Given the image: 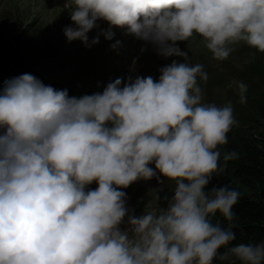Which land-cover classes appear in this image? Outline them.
Wrapping results in <instances>:
<instances>
[{
	"label": "clouds",
	"instance_id": "obj_1",
	"mask_svg": "<svg viewBox=\"0 0 264 264\" xmlns=\"http://www.w3.org/2000/svg\"><path fill=\"white\" fill-rule=\"evenodd\" d=\"M64 9L74 25L64 29L68 42L90 46L88 33L104 21L91 44L118 28L183 62L161 68L158 80L117 78L80 97L30 73L4 84L0 264H264V243L233 244L241 193L209 187L238 159L233 151L219 163L218 146L236 124L232 104L202 103L197 78L211 70L188 64L179 47L198 36L211 61L241 43L264 53V0H66ZM237 86L246 103L247 86ZM153 178L175 185L166 207L129 215L124 190ZM217 213L227 228L213 223Z\"/></svg>",
	"mask_w": 264,
	"mask_h": 264
},
{
	"label": "rangeland",
	"instance_id": "obj_2",
	"mask_svg": "<svg viewBox=\"0 0 264 264\" xmlns=\"http://www.w3.org/2000/svg\"><path fill=\"white\" fill-rule=\"evenodd\" d=\"M65 2L66 0H0V30L5 31L7 28L4 34L9 43L15 42L16 38L21 33H27L28 31H41L47 36L56 38L58 44L54 49L53 47L49 48V51L54 50L55 56H52L53 54L50 52V57H52H49V59L39 67L40 73H44V71L47 70L49 71L51 65L55 67L57 61L62 60L63 64L59 66L65 67V74H69L70 72L74 82V84L67 89L69 96L80 97L86 94L100 92V90L106 86L107 79L105 80L101 75L95 78L92 73V67L95 65V71L97 69L98 72H101L99 68L104 65L103 60H101V55L106 56V58L110 56L111 40H107L103 35H100L99 43L91 44V41L96 38L98 33L102 30H106L109 25L104 21L97 22L98 27L88 33L90 46H86L80 40L68 42L64 35V29L69 26L74 27V25L70 19L69 12L64 9ZM179 47L187 51L188 58L186 62L188 64L192 65L193 61L197 60L193 65L199 62L209 66L212 77L217 76L218 73H224L223 75L228 74V68L226 67L228 63L230 67H235L243 72L251 61L253 62L255 59L263 57L264 55V53L256 49H251L241 43L233 46V51L226 60L219 61L214 66L211 61L212 54L204 46L202 38L194 36L184 43H179ZM13 58V55L9 57L0 52V75L16 71V68L12 66L14 65L12 63ZM173 60L183 62V59L179 57L175 59L168 58L166 65L171 64ZM134 61L135 64H133ZM136 64L138 65L137 70H142L144 68V59L139 58L138 61L137 59L132 60V70H134L132 66ZM159 75L160 70L158 71V76L154 74L153 78L158 80ZM136 76L146 77L148 75L135 74L131 71L126 74V79L129 77L135 79ZM212 77H209L207 81H213ZM75 78L77 79L75 80ZM197 80L198 85L202 89V103L215 104L218 107H224L229 103L226 89L220 87L221 83H210V85L207 86L205 85L207 81L200 80L199 77ZM234 81H236V78L231 77V82ZM42 82L45 85L53 86L54 84L52 79L48 81L43 79ZM253 82L259 87L258 93H264V78L260 77V80L256 79V81ZM94 84H97L99 87H94ZM256 127H261V123L258 122ZM256 127L250 128V132L254 135L257 132L256 130H258ZM161 179L163 178L161 177ZM170 183L169 181H165L164 184H160L153 178L148 181L140 180L130 185L124 190L127 194L126 204L129 209V215L140 216L144 212L153 210L158 213L161 209L166 207L167 202L163 200V197L167 195L171 198L172 186ZM93 185H95V182ZM158 196L161 197V199H157ZM126 221L127 218L125 219V223L121 226L122 229L127 227Z\"/></svg>",
	"mask_w": 264,
	"mask_h": 264
},
{
	"label": "trees",
	"instance_id": "obj_3",
	"mask_svg": "<svg viewBox=\"0 0 264 264\" xmlns=\"http://www.w3.org/2000/svg\"><path fill=\"white\" fill-rule=\"evenodd\" d=\"M5 31L0 30V52L9 57L13 55L12 63L14 65L12 66L16 68V71L0 75V89L11 78L24 73H30L39 80L43 77L46 81L52 79L54 84L51 86L57 90H67L74 84L70 72L65 74V67L59 66L63 64L62 60H58L55 67L51 65L49 71L40 73L39 67L49 59L50 52H52V56H55L53 49L58 44L56 38L47 36L41 31H28L21 33L15 42L9 43L4 34ZM50 47H53V51H49ZM104 57L101 55V60H104ZM195 63L193 62V64ZM198 64L203 65L199 62ZM94 67L96 68L95 65ZM94 67H92V73L95 78H98L101 72H98L97 69L95 71ZM226 67L229 73L225 75L218 73L217 76L212 77V82L214 84L221 83L220 87L226 89L228 101L233 107L236 124L227 133V144L218 146L221 153L219 163L223 166L225 163L224 154L233 151L238 153V159L228 161L227 168L221 174L214 175L209 187L226 185L241 193V197L233 209L236 214V219L232 222V230L235 232L233 244H261L264 243V93H258L259 87L253 81L260 80V77L264 78V55L253 62L251 61L243 72L235 67H230L229 63ZM231 77H235L236 81L231 82ZM103 78L106 80L104 73ZM241 82L247 86L246 103L243 104L239 102L240 94L237 86ZM94 87L97 88L98 85L94 84ZM258 122L261 123V127H256ZM251 127L258 129L255 135L250 132ZM170 184L172 190L175 185L172 182ZM217 222L224 228L228 227L229 222L219 213L213 218V223ZM220 251L223 252L224 249ZM213 264H227V262L221 261L217 257Z\"/></svg>",
	"mask_w": 264,
	"mask_h": 264
},
{
	"label": "bare ground",
	"instance_id": "obj_4",
	"mask_svg": "<svg viewBox=\"0 0 264 264\" xmlns=\"http://www.w3.org/2000/svg\"><path fill=\"white\" fill-rule=\"evenodd\" d=\"M138 61V59H137ZM134 70H137L138 69V65L136 64L135 66H132Z\"/></svg>",
	"mask_w": 264,
	"mask_h": 264
}]
</instances>
